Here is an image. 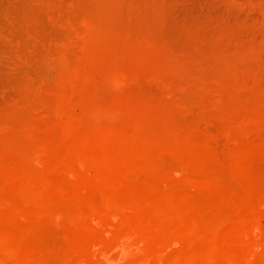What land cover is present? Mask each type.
<instances>
[{
    "label": "bare ground",
    "instance_id": "obj_1",
    "mask_svg": "<svg viewBox=\"0 0 264 264\" xmlns=\"http://www.w3.org/2000/svg\"><path fill=\"white\" fill-rule=\"evenodd\" d=\"M260 14L187 50L71 25L0 107V264H264Z\"/></svg>",
    "mask_w": 264,
    "mask_h": 264
},
{
    "label": "rangeland",
    "instance_id": "obj_2",
    "mask_svg": "<svg viewBox=\"0 0 264 264\" xmlns=\"http://www.w3.org/2000/svg\"><path fill=\"white\" fill-rule=\"evenodd\" d=\"M101 3L115 11L117 28L154 23L177 50L258 20L264 9V0H0L1 108L15 104L23 74L40 71L70 26L78 28Z\"/></svg>",
    "mask_w": 264,
    "mask_h": 264
}]
</instances>
